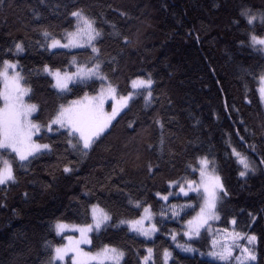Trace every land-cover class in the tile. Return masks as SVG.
<instances>
[{"label": "trees", "instance_id": "1", "mask_svg": "<svg viewBox=\"0 0 264 264\" xmlns=\"http://www.w3.org/2000/svg\"><path fill=\"white\" fill-rule=\"evenodd\" d=\"M242 8L264 12V0H0V63L18 60L31 89L26 100L37 105L36 121L46 122L60 104L101 86L92 79L60 93L44 73L45 64L73 69V57L90 66L98 59L121 95L131 90L134 77L151 74L154 81L151 102L145 103L146 92L136 95L87 155L70 147L61 132L44 130L38 140L50 149L24 166L14 163L15 181L0 185V264H49V244L65 241L54 224H89L94 204L109 212L111 224L92 233L91 248L121 249V264H139L149 247L155 264H164L165 248L171 252L168 264H224L185 252L171 239L178 232L181 241L209 246L206 232L191 240L182 233L199 208L196 194L168 201L156 195L178 193L170 180L197 178L188 165L203 156L214 162L227 192L218 203L220 225L255 233L254 264H264V105L258 92L264 52L250 46L252 29L240 16ZM78 9L101 30L99 53L88 47L48 49L43 31L62 38L74 30L70 13ZM255 30L264 34L259 22ZM18 42L24 47L19 55ZM233 148L254 161L255 171L239 175L243 168ZM130 200L151 205L158 228L153 237L116 226L141 214ZM183 203L193 207L178 208L173 218L168 209Z\"/></svg>", "mask_w": 264, "mask_h": 264}, {"label": "snow or ice", "instance_id": "2", "mask_svg": "<svg viewBox=\"0 0 264 264\" xmlns=\"http://www.w3.org/2000/svg\"><path fill=\"white\" fill-rule=\"evenodd\" d=\"M70 15L75 18V28L73 31H65L61 39L52 36L47 30L43 31V36L46 38V47L48 49L55 48H91L93 54H98L99 49L96 47V41L101 36V30L96 27L94 18L87 16L82 10L72 11ZM240 16L246 20L247 25L252 29L247 33V39L251 47L258 51L264 52V35L257 34L256 24L259 22L261 29L264 30V12L255 13L251 9L242 8ZM239 23V20L235 21ZM62 40L65 41L62 43ZM243 43V41H241ZM16 53L24 51L22 43L15 44ZM11 51V50H9ZM72 64L76 70L62 71L59 68H51L45 64L43 71L53 78V87L60 93L71 91L69 85L75 82L85 83L88 80L97 78L101 81V88L95 95L89 96L85 93L82 97L74 99L67 104H60L58 108L48 117L44 123L36 122L32 117L37 111V105L29 103L26 97L30 99V87L27 86L25 77L18 69V61L3 59L0 63V185H5L8 182H14L15 169L14 163L19 162L20 166L29 161L30 157H34L42 150L50 149L49 144L38 143L40 134L46 130L51 133L53 131L61 132L67 139L70 147L78 149L82 154L87 155L93 145L101 138L102 134L110 128L112 122L116 119L119 112L129 105V102L143 92L145 103L151 102L152 86L154 84L151 74L147 78L137 76L130 80L131 90L126 95L118 94V90L110 82L101 70L99 60L95 63L77 62L75 57L72 59ZM260 86L258 92L260 98L264 101V73L259 76ZM111 99V112L105 111V102ZM159 123V121H157ZM62 130V131H61ZM34 137L36 139H34ZM75 142V143H74ZM232 154L237 157V161L242 165L243 170L239 172L241 177L245 176L249 171H255L247 157L237 152L235 148ZM264 163V159L260 161ZM192 173H199V179H191L181 177L178 180H170L169 187L178 189L168 192L167 195H161L157 192L156 195L163 201H168L169 196L183 194L185 197L189 193H195L200 199L199 211L194 216L184 222L183 236L191 240L193 237L201 235V229L209 226L210 221L218 220L217 205L220 199V194L224 190V185L221 177L216 174L215 165L207 156L198 157L196 163L188 165ZM65 172H69L68 167L64 168ZM151 171V165L149 166ZM189 199H191L189 197ZM136 208H142L143 211L138 218L122 220V224H127L131 231L138 233L146 238L151 237L158 231L156 223H153V217L156 215L152 211L151 205H145L140 200L129 201ZM185 207H193L192 204L171 205L168 211H171L172 217L179 216L177 209ZM166 214L164 208L161 209L159 215L163 217ZM92 223L84 225H68L62 221H57L54 225L57 235L64 233L65 229L73 228L79 232V238L74 236H63L67 243L49 246L52 248L49 264H58L65 262V258L70 256L71 264H121L124 257V252L117 247L105 245L96 253L85 252L82 244H91L92 241L89 233L98 231L102 226L106 225L110 219L109 214L98 205L91 206ZM148 222L146 225L145 222ZM236 223L235 220L232 221ZM227 230H225L226 232ZM172 241L176 247L186 252L196 251L190 243H180L177 240L175 232L170 233ZM231 239L236 240L246 238L249 243L254 242L257 237L255 235H246L233 231L230 234ZM229 236H225L227 240ZM203 255V253H201ZM217 261L224 264H231L233 259V245L226 243L219 244L217 241H212V249L207 253ZM170 251L165 248L163 250L164 264H168ZM239 264H250L256 260V254L248 247L241 249V255L235 257ZM139 264H155L153 248L146 249V254L140 259Z\"/></svg>", "mask_w": 264, "mask_h": 264}, {"label": "rangeland", "instance_id": "3", "mask_svg": "<svg viewBox=\"0 0 264 264\" xmlns=\"http://www.w3.org/2000/svg\"><path fill=\"white\" fill-rule=\"evenodd\" d=\"M71 31H73V30H71ZM264 35V34H263ZM59 39H61V38H59ZM63 42H65V41H63L62 40V43ZM86 47V46H85ZM78 48H83V47H78ZM56 49V48H55ZM22 52H20V53H17L18 55L19 54H21ZM76 59V58H75ZM15 61H18V60H15ZM14 61V62H15ZM76 61H77V59H76ZM78 62V61H77ZM71 66L73 67V69H70V68H65V69H61L62 71H71V72H74L75 70H76V68H75V66L72 64V60H71ZM89 67H90V65H88ZM17 70H19V71H21V74H22V70L20 69V67H19V64H18V69ZM45 73V72H44ZM45 74H47V73H45ZM51 77V76H50ZM141 77H144V78H147V77H145V76H141ZM52 78V77H51ZM134 78H136V77H134ZM133 78V79H134ZM93 79H97V78H93ZM52 80H53V78H52ZM92 80V79H91ZM89 81V80H88ZM109 81L107 80L105 83H108ZM53 83H54V81H53ZM75 83H79V82H75ZM75 83H72V84H75ZM111 83V82H110ZM72 84H70L69 85V87L72 85ZM112 84V83H111ZM113 86H115L116 87V85H114V84H112ZM259 86H260V84H259ZM100 88H101V86H100ZM100 88H99V90L97 91V92H95V93H93V94H88L89 96H92V95H95L96 93H98L99 91H100ZM117 88V87H116ZM119 94V93H118ZM82 97V96H81ZM80 98V97H79ZM76 99H78V98H76ZM112 100L111 99H108L106 102H105V111H107V112H111V105H112ZM262 103H263V105H264V101H262ZM125 109V108H124ZM124 109H122L120 112H119V114L124 110ZM36 113V112H35ZM35 113H33V119H34V115H35ZM118 114V115H119ZM117 115V116H118ZM35 120V119H34ZM36 121V120H35ZM36 122H38V121H36ZM34 139H36L35 137H34ZM37 142L38 143H45V142H40L39 140H37ZM45 144H48V143H45ZM49 150V149H48ZM42 151H47V150H42ZM243 155V154H242ZM243 156H245V157H247V159H248V161L251 163V165H252V167L255 169L256 167H255V163H254V161L248 156V155H243ZM210 160V159H209ZM211 161V160H210ZM216 170V169H215ZM251 172H253V171H249L246 175H248L249 173H251ZM216 174L217 175H219L218 173H217V171H216ZM245 175V176H246ZM188 178H191V179H199V176H197V178H192V177H188ZM10 182H8L7 184H9ZM7 184H5V185H7ZM191 193V192H190ZM173 195H171V196H169V197H172ZM221 198H222V193L220 194V199H219V201L221 200ZM219 201H218V203H219ZM199 202H200V199H199ZM184 204H187V203H183L182 205H184ZM95 205H98V204H95ZM100 208H102L100 205H98ZM102 209H104V208H102ZM217 209H218V205H217ZM105 210V209H104ZM108 214H109V212L107 211V210H105ZM142 211H143V209H142ZM142 211H141V213H142ZM153 211V210H152ZM199 211V208L195 211V213L192 215V216H194L195 214H196V212H198ZM154 212V211H153ZM155 213V212H154ZM219 215V214H218ZM109 216H110V214H109ZM191 216V217H192ZM139 217V216H138ZM137 217V218H138ZM190 217V218H191ZM190 218H188V219H190ZM128 219H130V218H123V219H121L117 224H116V226H118V227H120V226H124V227H127L128 229H129V227H128V225L127 224H122L121 223V221L122 220H128ZM187 219V220H188ZM220 219V218H219ZM219 219L218 220H214V221H210V223H209V226H206V228H203V229H201V234L203 233V232H206L207 233V235L209 236V238H210V244H209V246L206 248V249H203V248H201L200 246H197L196 244H193V243H190L191 244V246L196 250V251H192V252H189V253H198L200 256H202V257H206V258H209V259H212V260H215L213 257H210V256H208L207 255V253L212 249V241L213 240H216L217 241V247H219V244H222V243H226V244H228V245H233V259L231 260V264H239V261H237L236 259H235V257H237V256H240L241 255V249L242 248H244V247H248V248H250L251 250H253L254 252H255V254H256V260L255 261H251L250 262V264H254L256 261H257V259H258V240L256 239L254 242H251V243H249V241L246 239V238H240V239H236V240H233V239H231V237H230V234L233 232V231H235V232H237V233H242V234H246V235H255L256 236V234L255 233H253V232H251V231H239V230H237L236 228H235V226L234 225H231V226H229V227H223V226H221L220 225V223H219ZM153 223H155V216L153 217V221H152ZM64 223H66V224H68V225H84V224H76V223H71V222H64ZM92 223V222H91ZM90 224V223H89ZM111 224V216H110V219H109V221L107 222V224L106 225H104V226H102L98 231H100L101 229H103V228H105L106 226H108V225H110ZM145 224L147 225L148 224V222L146 221L145 222ZM55 225V224H54ZM184 226V225H183ZM55 229V228H54ZM185 229H184V227H183V229H182V233H183V231H184ZM225 230H227L226 232H225ZM129 231H131L130 229H129ZM56 232V231H55ZM93 232H97V231H92V232H90L89 233V237H90V239H91V235H92V233ZM131 232H133V233H136V232H134V231H131ZM176 234H177V240L180 242V243H185L184 241H181V240H179V233L178 232H175ZM136 234H138V233H136ZM156 233H154L151 237H153L154 235H155ZM68 235H70V236H74L75 238H79V232L78 231H76L75 229H73V228H68V229H65V231H64V233H62V234H60V235H58V236H68ZM142 236V235H141ZM201 236V235H200ZM199 236V237H200ZM225 236H229V238L226 240L225 239ZM151 237H149V238H151ZM257 237V236H256ZM195 238H198V237H193L192 239H195ZM64 243H67V240L65 239V241L62 243V244H64ZM175 244V243H174ZM176 245V244H175ZM110 246V245H109ZM104 246H102V247H100V248H98V249H92L91 248V244H82L81 245V248L85 251V252H91V253H96L97 251H99L101 248H103ZM115 247V246H114ZM119 249V248H118ZM121 250V249H120ZM182 250V249H181ZM186 252V251H185ZM171 253V252H170ZM201 253H203V255L201 254ZM70 256H71V254H69V257H66L65 258V262H58V263H61V264H67V260H68V258L70 259ZM171 258V256L169 257V259ZM123 260V259H122ZM217 261V260H216ZM122 262V261H121ZM221 262V261H220ZM91 263H95V262H89V264H91ZM224 263V262H223Z\"/></svg>", "mask_w": 264, "mask_h": 264}]
</instances>
